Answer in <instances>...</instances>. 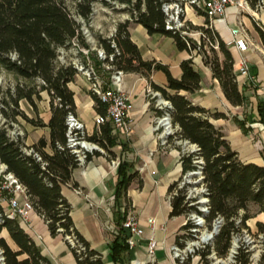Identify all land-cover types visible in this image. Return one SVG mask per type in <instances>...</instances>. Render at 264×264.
<instances>
[{"label":"trees","instance_id":"16d2710c","mask_svg":"<svg viewBox=\"0 0 264 264\" xmlns=\"http://www.w3.org/2000/svg\"><path fill=\"white\" fill-rule=\"evenodd\" d=\"M0 0V65L15 74L23 83H17L11 91L9 99L4 101L2 109L5 121L0 124V162L6 165L26 188V193L36 212L41 214L52 234L61 233L73 236L76 243L82 247L69 246L74 254L76 264H104L102 255L90 247L86 239L76 230L70 216V205L62 194V186L71 180L74 168L78 167L77 156L72 153L66 144L65 118L69 111H75L73 92L67 84L71 82L78 70L72 63L58 64L57 57L60 48L73 45L75 40L79 48L81 61L84 65L90 61L100 75L104 87L109 82L113 69L123 72H137L149 78L154 71H162L166 75L167 84L160 87L151 82V87L160 92L162 98L170 102L169 109L171 122L178 127L176 138L195 144L197 150L183 152L181 155L182 175L169 186L171 211L170 216L196 212L201 213L195 205H189L186 198V185L179 187V182L187 172L195 170L200 159L201 183L206 189L207 212L204 213L206 226L211 227L216 217L222 218V224L211 246H206L196 252L205 264H210L208 255L213 251L216 257L227 254L233 234L244 227L249 230L246 220L249 218V207L256 206L264 212V166L255 163H244L237 157L223 132L209 120L210 116L223 117L222 113H211L204 107L192 103L180 91L192 93L200 87V74L195 70L191 58L181 61V76L175 78L169 67L156 60H144L137 45L130 39L128 25L130 20L120 22L115 33L110 37L96 36L95 49L86 41L82 21L87 25L93 14L95 2L104 5L114 3L125 4V9L131 16V21L141 24L148 34H162L171 37L179 50H197L202 54L203 62L208 65L212 75L221 84L225 97L234 105L244 102V95L239 89L236 74L233 69L234 60L219 34L209 26V19L205 17L204 25H188L204 35L200 36V44L181 31L165 29V15L161 9V0ZM202 14V13H200ZM256 30L264 47V31L256 24ZM210 44H216L214 48ZM88 50L84 54L80 48ZM101 48L106 57L100 59L97 49ZM12 54L15 58H12ZM113 54L110 61L108 56ZM105 64L112 65L106 69ZM37 80H39L37 82ZM46 91L49 95L50 117L45 123L37 115L28 117L20 108L19 101L25 100L34 112H37L35 100L41 99L40 92ZM91 93V92H90ZM95 110L105 115L106 105L93 93ZM260 122L264 124V107L259 104ZM17 116L23 118L33 126L49 129V142L40 138L35 144L28 147L23 137L12 138L7 131L11 122ZM9 123V124H8ZM6 125V126H4ZM88 141L96 143L110 156L109 148L114 144L111 136V127L108 121L100 125V132L87 135ZM62 148H61V147ZM49 147L51 153L45 148ZM26 150H31L27 153ZM37 153L40 159L34 155ZM96 153V152H92ZM92 153L85 157L87 161ZM126 163L118 165L119 179L116 186L118 196L129 184L135 173H127ZM0 233L8 232L15 248L0 236V250L3 264H52L43 256L34 240L25 232L17 219L8 218L0 202ZM240 218L236 225V218ZM257 234L264 236V225L257 223ZM190 223L182 226V232L176 236L175 243L181 244L180 238H191L187 231ZM122 232L116 235L112 256L128 248L127 231L120 227ZM251 251L238 248L231 264H247ZM257 264H264V243Z\"/></svg>","mask_w":264,"mask_h":264},{"label":"crops","instance_id":"0c3cea01","mask_svg":"<svg viewBox=\"0 0 264 264\" xmlns=\"http://www.w3.org/2000/svg\"><path fill=\"white\" fill-rule=\"evenodd\" d=\"M197 13L200 12L187 8L186 20L193 26H202L206 16L203 13L196 15ZM210 24L225 43L230 39V28L239 26L245 33L248 44L246 52L226 45L234 60L233 69L239 89L245 98L240 105L232 104L225 97L219 80L212 75L210 67L203 62L202 54L197 50H179L173 38L158 33L150 35L136 22L129 23L128 31L142 58L166 64L175 78L181 76V61L191 58L195 70L200 74V87L192 93L183 90L179 93L211 113H222L223 117L210 116L209 120L223 132L230 147L236 151L238 159L244 163L264 166V124L260 122L258 108L260 103L264 107V47L251 24L238 9L229 7L223 20H212ZM192 39L198 40L194 37ZM242 58L247 61L254 82L238 73ZM151 82L165 87L166 75L162 71H154L147 78L137 72L123 73L120 87L131 101L130 131L124 133L110 124L114 140L109 148L112 155L98 146L99 148L93 150L96 153H92L87 161L74 168L71 180L62 186V194L70 205L74 227L88 241L90 247L102 255L104 264H148L146 245L150 237L157 241L154 253L156 264H174L170 248L187 221L186 214L170 216L169 186L182 175V153L192 150L194 145L183 140L161 143L158 132L154 129L160 110L155 106V99L150 93V90H154ZM67 86L73 92L74 113L84 123L87 135L99 133L102 123H96V117L100 114L95 110L94 99L84 74L78 72ZM40 96L42 100L39 107L35 100L37 112L25 100L32 115L21 110L28 117L37 115L46 123L50 117L49 95L42 91ZM19 117L13 123L23 131V142L26 146H32L40 138L49 142L48 127L33 126L23 118L21 122ZM45 151L51 153L49 147ZM114 159L118 161V165L119 161L126 163L127 173H135L118 196L115 193L119 179L118 165L112 166L111 163ZM253 207L255 210L250 212L249 209L250 215L245 223L251 232H256L257 223L264 225V212L259 211L256 206ZM128 213L137 216L143 234L136 238L132 247L128 246L126 250L119 252L114 259L113 242L116 235L122 232L121 223ZM149 218L155 220L153 229L149 226ZM27 223L28 225H20L34 240L41 254L52 264H76L66 239L61 233L52 234L41 214L33 209ZM0 236L15 248L6 230H2ZM258 260L259 254L256 258L250 256L247 264H257ZM183 264L205 263L200 255L195 254Z\"/></svg>","mask_w":264,"mask_h":264},{"label":"built area","instance_id":"2783aa9c","mask_svg":"<svg viewBox=\"0 0 264 264\" xmlns=\"http://www.w3.org/2000/svg\"><path fill=\"white\" fill-rule=\"evenodd\" d=\"M161 9L165 15V29L171 31H181L183 34H187L188 25L186 24V9L190 8L195 12L203 13L208 19L209 23L212 20L220 19L223 20L226 16L227 9L229 7L235 6L241 13L257 15L259 11L262 12L264 16V0H161ZM262 22V20H261ZM258 24V23H257ZM212 27L211 24H209ZM84 34L85 31L83 30ZM87 32V31H86ZM199 37L202 34L200 31L197 32ZM205 37V35H204ZM73 45H76L75 40H73ZM197 44H200V39H198ZM227 46H235L240 52H246L248 50V44L246 41V36L241 27L230 28V39L225 43ZM214 48L217 47L216 44H210ZM95 49V47H92ZM80 50L87 54L88 50L80 48ZM63 48L59 49V53H62ZM97 56L100 59H104L106 54L99 48L97 49ZM12 58L15 55L12 54ZM111 61L113 59V54L108 56ZM73 65L76 67L78 72H81L86 77L89 83V90L91 93L95 94L102 103L106 105L105 115H97L96 123H104L108 121L113 128L116 130L128 133L130 131L131 119L129 116L131 110V101L127 94L122 91L120 85L122 83L123 71L120 69H113L109 77V82L106 87L103 85V81L97 71L94 69L89 60L87 64L84 65L82 61H75ZM106 69L112 68V65L105 64ZM238 73L240 75H245L246 78L254 82V76L249 73V68L247 61L242 58L239 63ZM152 98L155 99V106L160 110V115L156 118L154 129L158 132V136L162 144H168L169 141H178L176 138V132L178 127L173 125L170 118L169 109L171 108L170 102L161 97L160 92L156 90H150ZM2 119L0 124L4 123ZM11 127L7 128L8 134L12 138L23 137L22 130L13 122L10 123ZM66 124V144L65 147L68 148L72 153L77 156L79 164L85 162V157L88 153H92L94 149L99 148L94 142L88 141L86 139L87 132L84 123L78 118V116L69 111L65 118ZM180 141V140H179ZM185 143H188L185 141ZM190 144V143H188ZM192 150L187 152H192L197 150L195 144ZM61 147V146H60ZM62 148V147H61ZM27 153L31 150H26ZM186 152V151H184ZM37 159H40L37 153H34ZM195 163H198L195 170L189 171L183 177H197L196 183L201 186L200 200H192L191 192L192 188L189 184L186 186V198L189 200V205H195L201 213L191 212L188 213L187 221L190 223V227L187 231L191 233V238L181 239V244L174 243L171 248V257L174 264H183L190 257L196 254L200 249L206 246H211L216 234L222 224V218L216 217L212 223L211 227L206 226L204 213L207 212V197L205 196L206 189L201 183V163L200 159H195ZM112 166H117L118 161L116 159L112 160ZM182 181V187L184 185ZM195 183V184H196ZM77 190V189H76ZM78 191V190H77ZM79 192V191H78ZM194 197V196H193ZM191 198V199H190ZM0 202L3 207L4 214L11 219H17L20 224L28 225L27 221L29 218V213L32 211L33 205L28 198L25 186L18 181V179L9 171H7L6 165L0 162ZM1 215V213H0ZM149 226L153 229L155 220L152 218L148 219ZM236 225H239L240 218H236ZM121 227L124 228L128 237L126 243L129 247L135 244L136 238H140L143 234L142 228L139 226L138 218L133 213H128L121 223ZM210 229V230H209ZM68 244L71 246L82 247L78 245L73 236L66 235L64 237ZM233 246L229 253V262H234V257L237 253L238 248H245L246 251H252L254 248V237L250 230L247 228H240V230L233 234L232 237ZM157 246V241L154 237L148 238L146 245V252L149 258L148 264H156L155 260V249ZM261 252V248L258 249ZM2 251L0 250V264H3ZM210 255H214L212 251ZM208 255V257L210 256ZM252 257V253L250 254ZM212 264H224V261L219 258ZM140 264V263H136Z\"/></svg>","mask_w":264,"mask_h":264},{"label":"rangeland","instance_id":"374dc122","mask_svg":"<svg viewBox=\"0 0 264 264\" xmlns=\"http://www.w3.org/2000/svg\"><path fill=\"white\" fill-rule=\"evenodd\" d=\"M68 4L71 8L72 3L69 0ZM234 9H237L235 6H232ZM196 15H200V13H197ZM246 21L251 24L252 29L256 32L257 36V30H256V24L258 23L259 26L262 27L264 31V16L261 11L257 13V15H252L251 14H246L245 12L243 13ZM125 20H130L131 21V16L129 12L125 9V4H119V3H114L113 5H104L100 2H95L93 6V14L91 16V19L89 23L86 25L84 21L81 20L82 22V28L85 31V38L86 41L91 44L92 47H95V42H96V36L101 35L103 37H110L115 33L116 26L118 23L123 22ZM262 20V22H261ZM188 22V20H186ZM205 22V21H204ZM87 31V32H86ZM198 30L196 29H190L188 31V36L189 37H194L198 38L199 35ZM259 38V36H258ZM199 39V38H198ZM83 48V47H81ZM85 49V48H84ZM94 49V48H92ZM75 61H81V56L79 54V48L77 46H68L67 48H63L62 53H58L57 57V63L59 64H68L72 63ZM39 80H37L38 82ZM17 83H23V81L18 78L15 74L12 72L6 71L1 65H0V123L2 119H4L3 114H2V109H4V101L9 99L8 96V90L10 89L13 91L15 85ZM41 100H37V105L38 107L41 105ZM19 108L23 109L24 112H26L29 115H32V111L29 108L28 104L24 100L19 101ZM20 121L23 122L22 118L19 117ZM9 124V123H8ZM23 132V131H22ZM24 135V133H23ZM197 177H182V179L179 182V185H182V181H184L185 185L189 184L192 188L191 196L192 200H200L202 198L201 195V186L199 183H196ZM196 183V184H195ZM194 196V197H193ZM191 199V198H190ZM250 212H253L255 208L252 206L249 208ZM210 230V229H209ZM255 243H254V248L252 249V257L256 258V255L259 254L258 252L261 248V245L264 243V236L260 233L257 234V232H252ZM233 242H231L230 248L227 252V254L223 257H219L224 261V264H229V253L230 250L232 249ZM211 261L214 262L215 260H218L219 258L216 257L215 255H210L208 257Z\"/></svg>","mask_w":264,"mask_h":264}]
</instances>
